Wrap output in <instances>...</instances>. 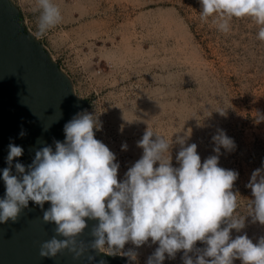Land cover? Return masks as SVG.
Here are the masks:
<instances>
[{
  "label": "rangeland",
  "instance_id": "obj_1",
  "mask_svg": "<svg viewBox=\"0 0 264 264\" xmlns=\"http://www.w3.org/2000/svg\"><path fill=\"white\" fill-rule=\"evenodd\" d=\"M12 2L74 94L88 100L81 112L99 115L96 138L116 154L118 179L141 157L137 141L147 127L169 141L191 132L187 143L197 144L202 162L215 155L212 137L223 129L236 148L221 149L219 165L239 173L232 191L246 217L245 228L231 236L247 233L253 243L264 237V225L247 215L254 197L246 185L264 164V41L253 18H233L224 33L211 17L201 20L199 0H54L62 19L38 35L35 0ZM179 148L174 143V165ZM157 247L149 240L137 248L134 264H146ZM183 255L166 256L163 264H183ZM189 255L195 259V249Z\"/></svg>",
  "mask_w": 264,
  "mask_h": 264
},
{
  "label": "clouds",
  "instance_id": "obj_2",
  "mask_svg": "<svg viewBox=\"0 0 264 264\" xmlns=\"http://www.w3.org/2000/svg\"><path fill=\"white\" fill-rule=\"evenodd\" d=\"M199 2L202 21L211 17L218 30L227 33L233 18L251 17L260 25L257 38L264 41V0ZM35 3L34 11L40 12L37 34L43 35L61 21L62 14L54 0ZM102 127L96 113H77L64 125V140L45 143L28 165L17 160L24 149L9 143L7 167L0 170L5 185L0 225L16 222L31 201L41 208L43 222L55 225V235L40 246L41 258L54 259L67 250L79 260L93 250L136 261V249L151 240L158 247L146 264H163L166 256L174 259L181 251L183 264H233L237 258L242 264H264V237L253 243L247 233L231 236L233 229L239 233L245 228L246 217L238 211L239 194L232 191L239 173L219 165L221 149L236 148L223 129L212 137L215 155L202 162L197 144L187 143L191 132L169 141L147 127L137 141L141 157L118 179L116 154L96 138ZM26 134L22 129L19 136ZM174 143L180 145L175 165ZM121 150H128L126 142ZM246 187L254 197L247 215L264 225V164L252 172ZM88 220L97 223L85 244L76 237L89 228ZM198 241L206 247L196 248ZM129 242L135 248L125 250ZM194 249L195 259L189 255ZM87 259L89 264H105L94 255Z\"/></svg>",
  "mask_w": 264,
  "mask_h": 264
},
{
  "label": "water",
  "instance_id": "obj_3",
  "mask_svg": "<svg viewBox=\"0 0 264 264\" xmlns=\"http://www.w3.org/2000/svg\"><path fill=\"white\" fill-rule=\"evenodd\" d=\"M88 106L87 99L74 94L69 77L47 48L25 28L12 0H0V170L7 167L9 143L24 149L17 160L28 165L45 143L63 141L64 125ZM22 129L27 133L23 138L19 136ZM4 195L0 179V198ZM48 207L46 203L44 208ZM42 215L41 208L30 201L16 222L0 225V264H89L88 254L105 264H126L123 257L93 250L79 260L67 250L54 259L41 258V244L55 235V225L45 224ZM95 223L88 220L89 228L76 237L78 242L90 243Z\"/></svg>",
  "mask_w": 264,
  "mask_h": 264
},
{
  "label": "built area",
  "instance_id": "obj_4",
  "mask_svg": "<svg viewBox=\"0 0 264 264\" xmlns=\"http://www.w3.org/2000/svg\"><path fill=\"white\" fill-rule=\"evenodd\" d=\"M129 248H135V246L133 244H131V242H129L125 245V250H127ZM100 253L106 254L104 252H100ZM117 256H119V255H117ZM120 257H123V256H120ZM123 258L126 260V264H134V261H129L127 257H123Z\"/></svg>",
  "mask_w": 264,
  "mask_h": 264
}]
</instances>
